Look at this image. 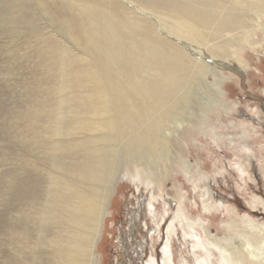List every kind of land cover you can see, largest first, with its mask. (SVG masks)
Masks as SVG:
<instances>
[{
	"label": "bare ground",
	"instance_id": "bare-ground-1",
	"mask_svg": "<svg viewBox=\"0 0 264 264\" xmlns=\"http://www.w3.org/2000/svg\"><path fill=\"white\" fill-rule=\"evenodd\" d=\"M32 1L48 24L65 37V43L37 36L39 43L26 39L15 51L36 48L32 55H37V59L30 64L34 58H27L20 65L23 72L42 65L50 68L55 54H64L66 60L62 74L58 75L62 116L24 119L20 137L33 140L27 144L30 151L47 150V157L46 161L35 159V163L30 158L32 164L29 160L22 163L24 169L36 164L37 171L32 188L24 186L26 171L18 179L20 198L25 196L24 187L27 188L24 201L28 210L24 221H17L10 230L0 229V233L3 239L30 248L32 259L26 260L24 253L15 254V258L6 255L2 263L96 264L101 261L96 253L97 244L121 174L118 167L123 162L130 171L135 168L150 177L155 169L142 167L144 163L155 165L164 175L169 173L173 148L167 137L163 139L162 131L176 139L181 127L189 125L178 118L174 109L175 103L181 101L177 91L184 88L193 98L192 87L198 78L202 86L208 82L209 74L214 76L216 69L227 68L224 58L231 54L229 50L237 48L238 41H245V32L254 28V23L263 21L264 0ZM24 4V0H0V18L11 24L5 27L4 34L10 38L13 32L21 33L17 18L31 21ZM13 10L19 16L11 20L7 15H12ZM233 69L241 72L238 67ZM31 80L27 77L22 84L29 91L39 87L36 106L45 112L51 93L41 88L44 84L53 85L54 81ZM194 114L199 115H186L194 118ZM132 155L139 156V162L136 158L130 161ZM174 157L186 173L191 172L180 153ZM160 179L154 176L156 183ZM36 182L44 186L36 188ZM259 201L253 205L257 206ZM180 211L186 216L183 209ZM226 227L234 232L229 238L214 236L210 231L205 236L209 251L213 245L219 253L218 263L210 264H264V224L245 216L241 222ZM169 241L163 251L168 255L167 264H172ZM37 244L47 246L51 252H39ZM200 261L197 263L203 264Z\"/></svg>",
	"mask_w": 264,
	"mask_h": 264
},
{
	"label": "rangeland",
	"instance_id": "rangeland-1",
	"mask_svg": "<svg viewBox=\"0 0 264 264\" xmlns=\"http://www.w3.org/2000/svg\"><path fill=\"white\" fill-rule=\"evenodd\" d=\"M24 2L31 21L25 17L17 18L21 33L13 32L11 38L4 34L5 27L11 24L4 22L6 18H0V229L3 230H10L17 221H24L25 211L28 210L24 201L28 195L26 187L32 188L37 171L36 164L33 168L28 166L31 169H24L22 163L25 160H29V164L33 163L31 160L35 163L39 159L46 161L47 157V150L30 151L27 144L33 140L20 137L24 119L62 116V95L59 92L61 76L58 75L62 74L61 67L66 60L64 54L56 53L55 58H51L50 68L46 65L33 68V64L30 67L33 69L23 72L21 66L27 58H32V51L36 48L15 50L16 47H22L26 39H33L37 43V36L60 43L64 42L65 37L52 24H48L47 18L39 13L32 0ZM18 16L14 10L12 15H7L11 20ZM254 24L253 30L245 32L248 36L246 42L238 41L234 50L229 47L231 54H226L224 58L227 68L216 69L214 76L209 74L208 82L202 83V86L198 78L196 87H192L191 92H195L193 98L184 88L182 92L177 91L180 96L178 100L181 101L178 105L175 103L174 109L178 112V118L189 125L181 127L182 132L176 139L169 138L162 131L163 139L167 137L173 148L170 150L169 173L164 175L155 165L144 163L142 167L153 166L155 169L150 177L145 171H135V168L130 171L123 162L122 167H118L121 174L96 248L98 259L101 260L98 264H155V261L167 264L168 255H165L163 246L170 239L169 257L172 264H198L199 259L203 264L212 261L218 263L216 247L209 246L213 251L206 247L209 245L206 239L208 231L214 236L229 238L234 232L226 226L241 222L245 216H252L264 224V19ZM247 40H250L251 45ZM33 58L30 64L37 59V55ZM233 67H238L241 72H236ZM27 77L31 81H54L53 85L44 84L41 88L51 93L45 112L36 106L39 87L29 91L22 84ZM189 112L199 115L188 118ZM161 147L166 148L165 145ZM18 153H21L20 158L17 157ZM178 153L186 159L190 173L180 167L178 159L174 157ZM131 158L130 161L135 158L139 160L137 155ZM44 167L46 170L48 164ZM6 171L9 175H6ZM24 171L28 178L23 189L25 196L20 198L18 179ZM154 176L161 177L159 183L154 181ZM40 182H36V188L44 186ZM257 199L260 200L259 204L253 205ZM1 235L0 264H3V256L6 255L15 258V254L24 253L26 260L32 259L30 248L3 239ZM37 245L39 252H51L47 246ZM206 259L207 262H204Z\"/></svg>",
	"mask_w": 264,
	"mask_h": 264
}]
</instances>
